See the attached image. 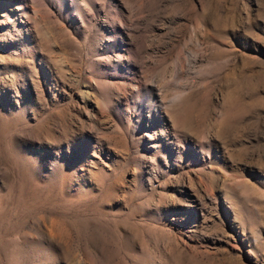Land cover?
<instances>
[{
	"label": "rangeland",
	"instance_id": "rangeland-1",
	"mask_svg": "<svg viewBox=\"0 0 264 264\" xmlns=\"http://www.w3.org/2000/svg\"><path fill=\"white\" fill-rule=\"evenodd\" d=\"M0 264H264V0H0Z\"/></svg>",
	"mask_w": 264,
	"mask_h": 264
}]
</instances>
